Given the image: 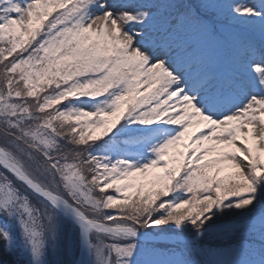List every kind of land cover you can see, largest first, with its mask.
Listing matches in <instances>:
<instances>
[{
  "label": "snow or ice",
  "instance_id": "obj_1",
  "mask_svg": "<svg viewBox=\"0 0 264 264\" xmlns=\"http://www.w3.org/2000/svg\"><path fill=\"white\" fill-rule=\"evenodd\" d=\"M0 264H264V0H0Z\"/></svg>",
  "mask_w": 264,
  "mask_h": 264
}]
</instances>
